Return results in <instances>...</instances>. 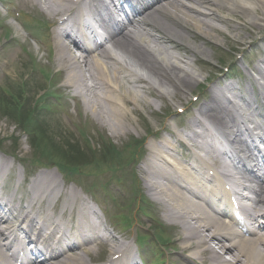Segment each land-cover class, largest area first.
Here are the masks:
<instances>
[{"label": "bare ground", "instance_id": "obj_1", "mask_svg": "<svg viewBox=\"0 0 264 264\" xmlns=\"http://www.w3.org/2000/svg\"><path fill=\"white\" fill-rule=\"evenodd\" d=\"M19 1L35 3L56 23L52 65L64 77V89L73 90L108 124L135 112L147 95L191 92L198 74L177 42L198 37L190 31L191 23L205 35L220 32L226 42L236 40L214 22L225 24L230 32L239 28L229 24L219 8L239 13L252 26L264 24V0ZM113 8L129 9L132 17L123 21L115 14L104 16L103 10L114 13ZM93 22L101 23L102 37ZM234 36L244 37L240 32ZM190 48L191 53L201 51V45ZM254 70L257 89L252 82L246 84L249 96L243 94L245 88L233 90V83L215 86L210 102L191 114L181 129L192 146L184 153L185 164L175 153L177 145L186 144L180 135L170 133L149 145L144 164L148 187L162 203L166 219L177 224L182 250L198 264H264V177L249 171L245 181L237 180L246 169L243 153L253 156L258 165L264 159L261 149L246 143L252 128L262 127L252 116L264 106V57ZM221 141L229 145L228 151L217 148ZM12 170V160L0 157V264H89L98 258L91 254L103 249L101 243L106 249L104 264H136L128 254L130 246L107 231L84 198L74 190L56 193L64 186L56 174L43 170L30 179L23 175L15 188L6 182ZM253 180L256 183H247ZM244 199L254 201V206ZM238 208L248 225L256 226L250 232L254 235L237 228ZM27 242L32 245L26 246Z\"/></svg>", "mask_w": 264, "mask_h": 264}, {"label": "rangeland", "instance_id": "obj_2", "mask_svg": "<svg viewBox=\"0 0 264 264\" xmlns=\"http://www.w3.org/2000/svg\"><path fill=\"white\" fill-rule=\"evenodd\" d=\"M5 2L9 13L0 5V90L7 89L10 92L12 88L18 87L21 92L20 100L23 101L10 105L14 111L4 107L5 104L0 107V157L11 161L13 155L12 184L16 186L26 174L19 158L23 159V162L27 160L29 165L32 164V167H29L32 172L48 170L61 180V173L58 172L60 170L67 189L74 184L75 190L95 208L97 215L109 230L114 231L119 238H122L120 235L128 236L126 242L132 244L135 249L130 238L133 231L147 236L152 234L151 220L141 211L136 212L141 197L152 204L154 210L161 208L146 182L144 164L149 145L170 133L186 137L181 133V129L187 125L191 114H195L200 106L210 102V91L215 86L223 87L224 84L233 83L235 87H240L254 82L255 75L258 76L254 66L264 57V24L252 26L239 13L224 7L219 8L218 13L225 17L229 24L238 26L239 31L230 32L225 24H214L227 33L231 40L237 41L238 37L234 36L236 32L244 36L243 40L238 39L239 42H226L220 32L205 35L191 23L190 31L198 37L189 41H177L182 43L187 51L185 60H193L192 63L190 61V68L198 74V81L191 85V92L187 91L186 94L179 90L176 96L164 94V97L147 95V101H139L135 112L130 111L127 117L110 119L108 124L100 120L91 108H87L86 103L83 104V98L77 97L73 90L64 89L65 79L58 71V66L52 65L55 56L53 34L56 26L49 14L31 2ZM37 20H41L43 25L37 24ZM18 21L23 23L25 29ZM190 45H201V51L191 53ZM171 50L174 53L179 52L176 49ZM235 87L233 90H237ZM49 89L59 95V105L50 106L56 100L53 96L45 98L44 95ZM40 105H48L50 108L42 112L45 121L43 128L30 135L29 125L22 130V116L24 112H28L33 117L32 110L37 111ZM129 109H132V104ZM35 135L50 139L52 147L57 150L58 147L62 148V153L68 160H72L69 157V146L79 147L76 151L73 149V153L77 155L72 158L79 161L87 159L86 163L82 161V165L89 166L83 170L69 169L65 164L68 160H62L63 157H57L54 159L57 162H51L46 160L45 156L42 158L43 155L39 152L34 162L35 153L30 139ZM141 140L144 146L137 155L133 153V147ZM92 164L94 167L89 168ZM134 174L136 178H133ZM70 179L75 182L68 185ZM92 186L94 187L91 188ZM89 189H95L110 213L112 210L109 206L115 209V214L129 216L134 223L133 227H113L111 217L104 216L91 202L93 197L88 193ZM19 194L17 190L16 195ZM112 196L116 198L114 202ZM155 214L167 229L163 214ZM170 245L171 243L161 250L164 255L170 256L175 264H194L184 260L176 242H173V250Z\"/></svg>", "mask_w": 264, "mask_h": 264}, {"label": "trees", "instance_id": "obj_3", "mask_svg": "<svg viewBox=\"0 0 264 264\" xmlns=\"http://www.w3.org/2000/svg\"><path fill=\"white\" fill-rule=\"evenodd\" d=\"M22 119H23V118H22ZM23 122H24V121H23ZM73 149H74V151H76V150L79 149V147H75L74 145H72L71 147L69 146V149H68V151H70L69 154L76 156L77 154H74V153H73ZM60 151H62L61 148H60ZM74 156H73V157H74ZM80 157H82V156H80ZM76 164H77V162H76L74 165H76Z\"/></svg>", "mask_w": 264, "mask_h": 264}]
</instances>
